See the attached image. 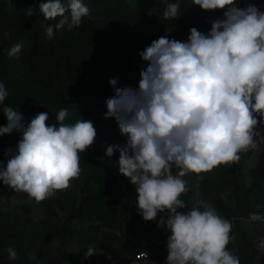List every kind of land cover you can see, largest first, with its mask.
Masks as SVG:
<instances>
[{
  "label": "trees",
  "instance_id": "16d2710c",
  "mask_svg": "<svg viewBox=\"0 0 264 264\" xmlns=\"http://www.w3.org/2000/svg\"><path fill=\"white\" fill-rule=\"evenodd\" d=\"M43 2L47 0H0V82L8 91L0 104V126L7 123L5 106L21 112L25 127L42 112L48 114L47 125H58L55 116L64 108V124L91 120L97 136L80 154L79 179L50 199L36 202L0 182V264H142L134 257L142 244L150 253L149 264H166L157 252L164 244L157 241L166 243L169 233L158 228L157 221L167 212L144 221L135 186L112 170L119 151L105 156L107 146L126 141L115 119L104 115L106 100L114 95L109 80L116 79L117 88H136L146 67L139 52L164 35L187 42L192 27L207 34L212 21L223 19L224 10L203 11L192 0H83L90 15L79 27L58 30L49 40L44 28L59 18L45 20L39 11ZM61 2L67 5L68 0ZM170 2L180 3L181 16L165 20L163 11ZM249 2L264 11V0H236L241 8ZM17 43L21 52L9 57L8 50ZM256 130L264 136V125ZM21 139L18 131L0 136V166L10 158L4 153L15 151ZM177 171L173 168V174ZM201 176L183 177L189 191L180 198L189 208L194 198L206 201L231 221L233 240L227 247L241 264H264V252L258 248L264 229L256 238L243 224L248 212L264 211V141L241 153L238 163ZM12 195L20 204L2 209V198ZM93 246L97 253L85 258L83 252ZM9 247L17 251L15 260L8 259Z\"/></svg>",
  "mask_w": 264,
  "mask_h": 264
},
{
  "label": "clouds",
  "instance_id": "9594fccd",
  "mask_svg": "<svg viewBox=\"0 0 264 264\" xmlns=\"http://www.w3.org/2000/svg\"><path fill=\"white\" fill-rule=\"evenodd\" d=\"M192 5L224 10L223 19L212 21L207 34L190 28L187 42L167 35L152 41L138 53L146 67L136 88H117V80H109L114 95L106 100L104 115L115 119L126 141L107 146L105 156L119 151L118 172L135 186L144 221L167 212L157 221L169 233L166 264H241L227 247L233 240L231 221L206 201L194 198L189 208L180 197L189 191L183 177L202 179L201 174L218 166L238 163L241 153L264 141L256 130L264 125V11L251 2L238 7L236 0H192ZM39 11L45 20L59 18L44 28L49 40L58 30L79 27L90 15L83 0H68L67 5L47 0ZM180 16V3L166 5L165 20ZM21 50L17 43L7 55ZM7 96L0 82V104ZM3 114L7 123L0 126V136L18 131L22 139L15 151L4 153L10 158L0 166V182L42 202L79 179L80 154L97 136L91 120L64 124L68 111L62 108L55 116L58 125H47L48 114L42 112L25 127L19 110L5 106ZM186 207V212L178 211ZM258 248L264 252V240ZM7 252L9 260L17 258L14 247ZM95 253L93 246L83 255ZM141 258L149 264L146 252L136 257Z\"/></svg>",
  "mask_w": 264,
  "mask_h": 264
},
{
  "label": "rangeland",
  "instance_id": "374dc122",
  "mask_svg": "<svg viewBox=\"0 0 264 264\" xmlns=\"http://www.w3.org/2000/svg\"><path fill=\"white\" fill-rule=\"evenodd\" d=\"M112 170L114 173L118 174V165L116 163H114L112 165ZM20 200L19 198L16 196V195H12L11 197L9 198H5L3 197L2 198V203H1V207L2 209H11L12 207H16L17 205L20 204ZM244 224V227L247 228V229H252V231L255 233L256 235V238H260L262 237L263 235V229H264V223L263 225H259V223H248V222H243ZM166 242V241H165ZM159 252L160 254V257L163 258V259H166L167 257V249H166V243L164 244L163 247H159ZM141 250V249H139ZM134 257L136 259V255L134 254Z\"/></svg>",
  "mask_w": 264,
  "mask_h": 264
},
{
  "label": "built area",
  "instance_id": "2783aa9c",
  "mask_svg": "<svg viewBox=\"0 0 264 264\" xmlns=\"http://www.w3.org/2000/svg\"><path fill=\"white\" fill-rule=\"evenodd\" d=\"M243 220L245 222H248V223H264V211H262V210L261 211H250L247 213V215L245 217H243ZM157 244L161 245V244H165V243L162 241H157ZM140 252H146L148 254V258H149L150 253L147 249H145L143 247V244H142V249L137 250V252H135L136 257ZM142 259L143 258H141V260H138V259H136V260L139 262H142Z\"/></svg>",
  "mask_w": 264,
  "mask_h": 264
}]
</instances>
